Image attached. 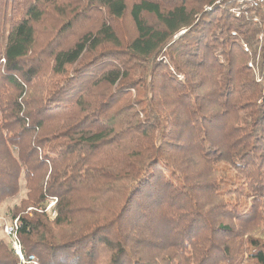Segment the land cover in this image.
<instances>
[{
	"label": "trees",
	"instance_id": "1",
	"mask_svg": "<svg viewBox=\"0 0 264 264\" xmlns=\"http://www.w3.org/2000/svg\"><path fill=\"white\" fill-rule=\"evenodd\" d=\"M21 185L38 264H264V0H0V206Z\"/></svg>",
	"mask_w": 264,
	"mask_h": 264
},
{
	"label": "built area",
	"instance_id": "2",
	"mask_svg": "<svg viewBox=\"0 0 264 264\" xmlns=\"http://www.w3.org/2000/svg\"><path fill=\"white\" fill-rule=\"evenodd\" d=\"M262 0H252L253 4L256 5L260 3ZM56 203L57 198L53 197L46 201L44 209H42L50 219L55 218L56 216ZM20 225L19 219H11L9 223H6L2 226V231L7 240L9 241V245L14 251V253L20 259L22 264H37L35 257L33 255H29L27 258L24 257L21 251V245L17 237V229Z\"/></svg>",
	"mask_w": 264,
	"mask_h": 264
},
{
	"label": "rangeland",
	"instance_id": "3",
	"mask_svg": "<svg viewBox=\"0 0 264 264\" xmlns=\"http://www.w3.org/2000/svg\"><path fill=\"white\" fill-rule=\"evenodd\" d=\"M24 195V189H23V185H21V192L20 194L17 196V198L13 199V200H8L5 203H3L0 206V238H3L5 241H7L6 243H8L9 245V241L7 240V238L5 237V235L3 234L2 231V226L6 223H9L11 221V217L9 215V207H11L12 205H14L16 202H18V200ZM10 246V245H9ZM36 260V259H35ZM36 263L38 264V262L36 261Z\"/></svg>",
	"mask_w": 264,
	"mask_h": 264
}]
</instances>
